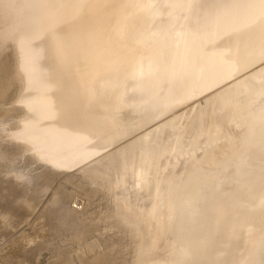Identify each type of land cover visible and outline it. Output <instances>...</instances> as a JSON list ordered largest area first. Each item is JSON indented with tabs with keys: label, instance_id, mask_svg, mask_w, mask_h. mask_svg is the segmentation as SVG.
Segmentation results:
<instances>
[{
	"label": "rangeland",
	"instance_id": "rangeland-1",
	"mask_svg": "<svg viewBox=\"0 0 264 264\" xmlns=\"http://www.w3.org/2000/svg\"><path fill=\"white\" fill-rule=\"evenodd\" d=\"M16 1L17 3H15ZM35 1L30 2V0H8L5 2L4 8L0 7V70L2 67H5L4 69L2 68V71L4 72L5 70L6 72V74L5 72L3 73L6 75H4V79L2 80L3 82H1L0 77V86L4 85V87L6 88L5 93L1 94L0 96V264H154L155 262L158 263V261L159 264H164L163 262H167V260H162V258L164 257L162 255V258L159 256V254L163 253L158 252V250L160 251V249L161 251H165V249L167 250L169 255L167 256L170 257V260L168 259V261H171V258L173 259L171 261L172 263L168 262L167 264H175L184 260V253L192 251L189 250V248H193V250L195 249L196 251L197 249H199L195 256L186 254L188 256L187 258H190L191 256L190 259L185 258L187 259V261L192 260L193 256L195 257L194 261H189V264H254L255 261L252 258L262 247L261 241L263 240L262 236H264V222H262L264 219V204H262L264 202V196L262 197V195H264V147L262 146H264V144H261L264 143V141L257 143V141L262 140V138L259 139L260 137L264 138V130H262L261 132L262 135L258 133L261 131V129L264 128L260 127L261 121H263L264 119H261V121L258 122L259 124H257V126L259 127H256V124L252 125V122L256 119L260 120L258 119L259 114L256 113V116L258 117L254 115L256 108H264V105L261 106V104H259L264 103V59L261 61L263 63H255L252 66L232 73L230 76H227L228 74H222V76H220V81H218L216 85L207 89H195L194 91H192V95L187 100L183 101V103H180V101L184 99V94L186 91L187 72L189 71V69L195 66L201 67L203 65L205 55L203 53L202 47L210 37L213 18L215 16V13L221 10L222 6H225V4H227L225 2H228V0H189L190 3L188 2V10L190 11V13L186 18H183V7L185 6L184 1L186 0H175L177 2L179 1L176 6L175 4L170 6V4L167 5L166 3L160 5L159 16L161 18L175 15V17L178 19L176 29H170L165 35L166 39L168 38L170 41L166 46L168 49L174 44L176 31L183 36V41H191L190 43H192L193 41H197V47L194 48L195 52L190 48L187 64L188 71L183 76L181 86L177 90V93L172 99H162L159 96L160 92H154L152 95L154 96L155 102H153L149 106L148 113H145L140 117H143L142 121H144L150 114L151 117L148 118V120L150 119V122H144V125L142 126L138 123V121H135L134 123L131 122L138 119L140 121V115L137 116L136 114V109L138 107V98L135 93H133L129 89L131 80H126V91L123 95L120 105V113L123 117H119V120L116 121L114 128L105 136H102L103 139H101L102 137L100 136L99 139L101 140L96 139V141L93 140L92 142L89 141L88 143L84 144L80 143L72 148H67L62 144L55 143L48 135V132L46 131L44 125V121L42 122V120H40L42 123L38 121V116L42 114L41 112L39 113V111H43V109H41L43 106V101H41L39 98L40 93H37L36 95L33 94H35L37 90L41 89V81H38L41 78L39 75L40 73H38V75H30H32V73L34 72V69H37V67L35 66H38V63H40V65L42 64V58L37 55L38 53L34 55H37L39 59L33 58L35 57L33 54V56H30V58L32 57V59L30 60L33 62L31 64L35 65H32L35 67L34 69L32 68V70L30 69L31 66L29 67V69L26 66V63L30 64V62H27L29 60V57H26V55L22 56V54L25 52L24 47L28 44V41L30 39H33L32 37H34L31 35L36 34H32V30L33 28L35 29V31L37 30L36 27H38V24L36 22L40 20L33 18L34 16L37 17L34 12H32L34 16H28L27 12H25L26 14L23 15H26L27 17L22 16L19 20H22L23 17L26 18L22 21H19L20 23L17 22V27H19L20 30H17L19 29L17 27L13 28L14 22H16L18 19L15 16L18 13V9L20 11L22 10V6L27 8L28 6H30V4L33 8H35L39 7V5L43 3V0H39L38 5V3H35ZM50 1L51 3L53 1L56 4L58 3V10L56 9V4L54 5V7H56L52 8L50 3V8H52L53 10L56 9V11H61L62 9L64 11L68 8L67 6H69V3H67L68 0ZM143 1L148 2L150 0ZM153 1L157 2V0ZM232 1L233 0H230L229 2ZM15 5L18 8H16ZM34 10H32V8L28 9L29 13H31L30 11ZM38 10L39 8L35 11H37L38 14H43V12H39ZM65 12L66 11H64L63 16ZM56 13L58 12H55V14L53 12L54 15H56ZM32 18L37 21H32ZM63 20L64 18L58 23H61ZM30 21L32 22L30 23ZM34 23L37 24L36 27ZM29 25H31L30 28ZM59 25L60 24H55L56 27H58ZM12 28L13 31H11ZM27 34H29V36H27ZM37 37L38 39L42 40L40 35H38ZM23 38H25V40L27 39L26 45H24V43L19 44L21 43L19 41H21ZM34 38L36 41H38L39 45L40 43L45 44L44 42H40V40H37L36 37ZM22 42H24V40H22ZM34 43H36V45L32 44L31 42L28 46H30L31 44L37 46V42ZM43 46H41L40 48H42ZM28 48L29 50H32L31 48H33V46L27 47L26 51H28ZM32 52L33 51H31V53ZM41 52H43V50H41ZM24 54L29 55V53ZM26 59L28 60L26 61ZM33 59H38V61L40 62L34 63ZM259 64L262 67H260ZM257 68L260 70H258ZM29 70H31L32 72L30 73V75L28 74ZM39 70H37L36 72H38ZM255 71H257L258 73ZM253 74H255L256 76H252ZM260 75L261 77L259 78ZM34 76L39 77V79L33 78ZM223 77L225 79H223ZM245 77L248 79H246ZM240 80L242 81L240 82ZM235 81L239 83H236ZM234 84H236L235 86L237 87H235ZM250 85L252 87L254 86L255 88H251L249 90L247 86L251 87ZM242 86H246V88H242ZM231 87L234 88L230 89ZM225 88L228 90L227 93H225ZM234 89L236 92L232 91ZM242 89L244 90V92L242 91ZM237 90H241V93ZM246 90L249 91V99L248 93L246 94ZM216 91H218L216 94L218 98L217 100L216 98H213V94H215ZM250 91H253L255 93ZM242 93H244L246 97H244V94ZM220 94H222L221 96L224 97H230L229 99L231 100H229L228 98L227 100H225L227 101V107L230 105L229 107L233 106L232 108L237 109L234 110L231 108L229 110V107L225 108L226 105L222 106L220 104V101L221 103H223L224 101L222 100L226 98H219ZM231 94L235 96L231 97ZM37 97L39 100H37ZM236 99L238 100L235 101ZM244 99H246L247 101ZM240 100L242 102H240ZM228 102L233 103L229 104ZM168 103H175L177 104V107L174 106L175 104L169 107L168 105L170 104ZM212 103L216 107H214ZM245 103H247L248 107H246ZM218 104H220V106L222 107L217 106ZM242 104L244 106H241ZM36 105H38L40 109L37 108L38 106L36 107ZM129 106L130 108L134 106L131 108V111L129 110L130 112L127 111L128 109H130L128 108ZM124 107H126L127 109ZM172 107L176 108L170 109ZM216 108H221L223 110L224 117L220 118L223 115L221 114L222 110L220 109V115L218 114V111L216 112ZM238 109H240L239 112ZM125 110L126 112H129L127 114L129 116L124 114ZM231 110H233V113H236V115L234 114V119L232 117L234 115L231 113ZM162 111H164V114H162ZM206 111L207 113L205 115L204 113ZM153 112H156L157 116L160 117L156 118L157 116H155V113ZM225 112H229V114L226 113V115H228L229 117L225 116ZM262 112H260V115L262 114ZM152 113L154 116H152ZM245 115H248V117ZM201 116H203V119H201ZM205 116H207L209 120ZM252 116L254 117V119ZM152 117H155L156 119L154 118L153 120H151ZM225 117L230 118V121L229 119L227 120V118L223 119ZM261 117L263 118L264 115H261ZM123 118H126V120ZM198 118H200L201 121ZM40 119L42 118L40 117ZM221 119L227 121L223 122ZM123 120H125L127 124L123 122ZM250 120H252L251 124ZM142 121H140V123ZM203 122H206L207 124ZM118 123L120 124L118 125ZM224 123H231L227 126L232 125L233 123L232 132L235 135H233V133L229 134L227 132V129L231 128V126L227 127L226 129L224 128ZM200 124H203L202 127L200 126ZM204 124L207 125L205 128L203 127L205 126ZM192 125L198 127V129H195H197L199 133H193L194 126ZM261 126H264V122ZM117 127L118 129H116ZM214 127H218V129L216 130L214 129ZM201 128L208 130L203 132V129L201 130ZM237 128L238 132H235ZM256 128H259L260 130L258 131V129ZM223 129L224 131H226V133L224 131H221ZM250 129H252V131H250ZM254 129H256L257 131ZM209 131L210 133H208ZM216 131L217 133L214 134V132ZM246 131H248V134H246ZM212 132L213 135L211 134ZM223 133L227 134L228 136H226L225 134L222 135ZM198 134L200 136L205 134V138H200V141L206 139V137L207 139L205 141H202V144L199 143L200 141H195L196 143L193 141L192 146L194 144L197 146H190V144L192 143H190V141L192 140H190L189 138L195 137V139L193 140H198L199 138H196L198 137ZM209 134L212 136V138H210L211 136H208ZM216 134L218 137L220 136V139H217ZM251 135H253L254 139L251 138ZM139 136L140 138H138ZM232 136L233 138H231ZM221 137L224 138L222 139ZM213 138H215L216 140L211 141V139ZM246 138H248V140H245ZM143 139L145 140L143 141ZM167 139H169V141L173 140L172 142L176 140V144L171 143V145L175 144V147L170 146L171 148H168V145L170 144L169 142L166 143V141H168ZM221 139L224 140L225 143L227 139L230 140H227V142H229L227 143L229 147L226 146V144ZM243 139L246 142L248 141L249 144H247V146L252 143L251 147H254L253 145L256 144V148L254 147V149L256 151L260 150L259 152H257V154L261 153L259 155L263 159H260V156H257L256 152H253V150L249 152L248 148L250 149V146L246 147L247 149H243V147H241V142L244 141ZM132 141L136 143H133ZM177 141L180 142L178 143ZM217 141L219 142L216 144L220 145L216 148L217 150L224 149L222 152H219L215 148H212L215 147L214 145L216 144L214 143ZM231 141L233 143H231ZM125 144L127 146L126 148L124 147ZM127 144H129L130 146H128ZM134 144L135 148H133L134 146H132ZM154 144H157L158 146ZM160 144H163L164 146H160ZM259 144L261 145L259 146ZM152 146L157 147L158 149L155 148L153 150ZM179 146H181L180 149H178ZM223 146H225V148ZM149 148L150 150H148ZM226 149H228V151L230 149L232 150L230 151L229 155L228 153L224 152ZM217 152L220 153V156ZM119 153L121 154L119 155ZM124 153H127L128 155H125ZM195 153L197 154L195 155ZM207 154H209V159L207 158ZM117 155L119 158L117 157ZM216 155L219 158H217ZM114 156L115 159L117 157L118 160H123L125 162L121 161L122 163H120L118 160L114 161ZM126 156L129 157L126 158ZM214 158L216 160H214ZM191 159H194V161L192 162ZM257 160L263 161L261 163L262 165L260 164V161ZM214 161L215 163L218 162V166H215L217 164L211 165L212 163H214ZM220 161H222V164L220 163ZM113 162H117V164L120 165L116 164L115 166V163ZM257 165H259V167H257ZM118 166L119 168L117 169ZM120 166H124L125 168H122ZM209 166L220 168L219 170H221L223 167L224 170H221L220 172L217 169V172L215 171V169L213 170ZM210 169L217 173L214 172V174H212V171H210ZM219 172L222 174L221 176L219 175ZM251 174L252 176H258L259 178H254L251 176ZM68 175H70L72 178ZM215 175L216 177L214 178L213 176ZM218 176H220L219 179H221L222 181L218 179ZM223 176L225 179L222 178ZM196 177L199 179L195 180ZM61 178L63 182L61 181ZM211 178L212 180H210ZM216 178L222 183L217 182ZM226 179L228 180L226 181ZM194 180L199 181L198 185L193 186L194 183L196 184ZM207 182H209V184ZM215 182L218 183L215 184L216 186L214 184H211L210 186V183ZM193 187H197L196 190H194ZM211 187V190L219 188L218 190H215L217 191L215 193H217L216 195L218 196L210 193ZM190 191L192 195L190 194ZM194 192L199 193V195L196 194L198 199L195 197L197 200L194 198H192V200H189L192 196H195ZM206 194L211 195L209 197L206 196ZM202 196L204 199L202 198ZM238 198H240L241 202L240 200H238ZM252 198L258 199V201H254V203H252ZM188 200L189 202H192H186ZM208 200L211 201V203L208 202ZM201 201H204V203ZM193 202L196 204H194L195 206H192L193 208L190 209L192 211L189 212L190 210L185 209L186 207L184 206H187V203H189L188 205H192ZM200 202L205 205L200 204ZM235 202H240L239 204L241 205H237V203ZM220 203L225 205L232 204L233 209L231 211H233L234 214L231 212V216L227 217L219 226L217 225V227H213V217L215 214L213 208L215 207L214 209L216 210V205H219ZM247 203L248 205L246 206L245 204ZM257 204H259L260 206H255ZM47 205H49V207ZM179 205H182V207ZM235 205L237 206V208L235 207ZM243 205L245 208L243 207ZM249 205L254 206V208L250 207ZM179 207L185 209H181L182 211L184 210L189 212H183L186 213L187 216L188 214L194 216L193 218L191 217L192 221H197L201 228H198V225L195 226V221H193V223H188L191 220L189 221L184 219L187 218L185 214H183L185 215V217L181 218L182 216H179L177 214V212L181 211ZM201 207L206 209H202V213L200 209ZM175 208L178 209L176 210ZM194 208H198L197 210H195L196 212L193 210ZM234 209H238V212L234 211ZM252 210L257 213L259 211V213L261 214L258 213L256 215ZM40 211H42L44 214ZM162 212L165 215H162ZM193 212H195L196 215H193ZM197 212H199V215L197 214ZM240 214L243 217L239 216ZM41 215L42 217L40 218ZM254 215L257 216V219L256 217H253ZM248 216H250V218L252 219H248ZM195 217L200 219V221L194 219ZM182 219L184 220V223H187H185L187 228L190 227L188 226L189 224L191 225V229L188 228L191 231H193V229L197 227V235L200 239H198L195 235H191L196 234L194 233L196 231L190 233V231H187L188 229H186L185 232L188 234H185V232H182L181 228H175L179 226L180 223L182 229L185 228V225H182ZM246 219L250 221L247 222ZM232 220L233 222H236V224L233 222H229ZM243 220L245 222H243ZM258 220L261 222H258ZM254 221L257 222L256 225L254 224ZM158 222H165V226L169 228L167 229L168 232L165 231L164 235H160L158 232V226L164 223ZM242 223L246 224V226H238V224ZM248 223L251 224L250 227H248ZM92 225L94 226V228H92ZM192 226H194L193 229ZM243 226L245 227L243 228ZM170 227L173 229H171ZM230 227L231 229L236 230V233H233V230H231ZM86 228L89 230L92 229L90 230V233L89 230H86ZM214 228H216L217 230H214ZM174 229L176 232H170ZM200 229H202V231ZM249 230H251V233H248ZM255 230L259 231L258 234ZM179 231L187 235L186 239H182L183 234L180 237ZM166 232L169 234H166ZM214 232L217 233L214 234ZM171 233H173L174 236H171V238H169V241H167L166 238H168ZM242 233H244L243 236ZM177 234H179V238L176 237ZM189 234L190 236L188 237ZM245 234L247 236H245ZM25 235L28 237H23ZM213 235L215 236L213 237ZM235 235H238V237H240L241 235L242 238H238ZM191 236H195V238L197 239H194V241L190 240ZM222 236H227L231 241H229L227 237H225L227 239L226 242V239ZM234 236L236 238L232 240L231 237L234 238ZM160 237H164L165 242L167 243L170 242V239L174 241L178 239L180 243H183L184 241L182 240H185L183 244L187 243L188 241V243H192L190 245L199 246L200 243V247H187L189 245L188 244L183 248L181 244V247H177L178 249H175L176 247H172L173 244L169 243L168 245L171 246H169L170 248L168 250V247L166 248L164 246L165 243L163 242H160L162 244V247H159L158 244L160 243H158V238ZM162 240L163 238H160V241ZM196 240L200 241L198 242ZM237 240L238 242L235 243V241ZM175 243H177V246L180 245V243L178 242ZM230 243L235 244L230 245ZM223 244H225V247L223 246ZM156 246H158L159 249ZM180 248L186 250L183 252L180 250ZM223 248H225L224 251L227 252L221 251L223 250ZM174 249L178 250V252L180 253H183L178 254V252H176ZM155 252L159 253L157 254L159 256V258L157 259L159 260L157 261L155 258ZM173 253L174 255H180L183 259L178 258V256L173 257ZM191 253H195V251H192ZM224 254L227 257L229 256V259L225 257ZM176 258H178L179 260ZM225 258H227L229 261H227ZM175 259L178 261L175 262ZM187 261L183 262V264ZM209 261H211V263H209ZM218 261L223 262L218 263ZM181 263L182 262H180L179 264Z\"/></svg>",
	"mask_w": 264,
	"mask_h": 264
},
{
	"label": "bare ground",
	"instance_id": "bare-ground-1",
	"mask_svg": "<svg viewBox=\"0 0 264 264\" xmlns=\"http://www.w3.org/2000/svg\"><path fill=\"white\" fill-rule=\"evenodd\" d=\"M6 1H8V0H5V1H2V0H0V7H2V8H4V6H5V2ZM35 0H30V2H34ZM39 1V0H38ZM38 1H35V3H38ZM42 1V0H41ZM53 1V0H52ZM69 1L70 0H68V2L67 3H69ZM167 1V5L168 4H170V6L171 5H174L175 4V6L178 4V2L177 1H175V0H157V2L156 1H153V0H150V1H148V2H146V1H144L145 3H147L148 5V8H153V6H155V4H159V5H157V6H160L161 4H164L165 2ZM186 1H188L189 3H190V1L189 0H186ZM186 1H184V3H185V6L183 7V10H186V9H189V5H188V2L186 3ZM220 1V0H219ZM222 1V0H221ZM224 1H226V0H224ZM230 0H228V2H225V3H232V4H234L235 6L234 7H231L229 10H227L226 12H225V14H224V16L221 18V19H219V20H214V22H213V24H212V30H211V32H213V33H215L216 31H219V34L217 35V36H215L214 37V39L212 40V42H211V44H209V49L208 48H205V50L206 49H208V51H210V52H213V53H215L216 51H219V50H223V51H227V50H230V49H232L231 47H235L236 48V54H237V58L236 59H233V61H229L230 60V58L229 57H225V58H223L221 61H220V64H224L225 66H226V68H225V71H235V69H237L238 67H242V68H245V67H247L248 65H250V63L252 62V61H259V60H261V59H263L264 58V0H235V1H233V2H229ZM10 2V1H9ZM29 2V3H30ZM57 2V1H56ZM15 3H17V1L15 2ZM21 3H22V1H21ZM21 3H19V4H21ZM50 3H51V1L50 0H43V3L42 4H40L39 5V3H38V5H39V7H35V8H33L32 6H31V4H30V6H28L27 8L28 9H30V8H32V10H36V9H40V10H38L39 12H43V14H41V13H39L38 14V12L37 11H30L31 13H29V11H28V9L26 8V7H24V6H22V10H20L19 11V9H18V13L17 12H15V13H17V15H15L18 19H17V21L16 22H14V24H13V28H16L17 27V25H18V23L17 22H19V21H22L23 19H25L27 16L26 15H23V14H26L25 12H27V14H28V16L29 15H33V13L32 12H34L35 13V15H37V17L36 16H34L33 18L34 19H42V23L40 22V26L37 28L36 27V25L38 24V22H36L37 24H35V27H36V31H35V29L33 28V32H32V34H34V33H36V34H34V35H31V36H34V37H36L37 38V40H40V39H38V35L39 34H41L44 30H51V28H53V27H55V28H57L56 26H55V24L57 25V24H61V23H58V22H60V20H62L63 19V13H64V11H66L67 12V9L66 10H64L63 11V9L61 10V11H56V9L58 10L59 8H58V3L56 4V3H54V1L51 3V6H52V8L54 7V5L56 4V6H57V8L56 9H52V8H50ZM33 5V4H32ZM35 5V4H34ZM226 5L227 4H225V6H222V9L221 10H219V11H217V13H215V15H218V13H220V11H222L225 7H226ZM20 6V5H19ZM55 6V7H56ZM15 7H16V5H15ZM41 7L43 8V9H41ZM54 7V8H55ZM64 7H66V6H64ZM68 7V6H67ZM13 8V7H12ZM16 8H18V7H16ZM16 8H14V9H16ZM20 8V7H19ZM53 10V12H54V14H55V12H58V13H56V15H54L53 14V12H52V10ZM158 9H159V7H158ZM24 10V11H23ZM44 10V11H43ZM2 11V10H1ZM60 12V13H59ZM5 13V12H4ZM1 14V13H0ZM58 14V15H57ZM6 15V14H5ZM40 15H41V17H40ZM22 16H26V17H23V19L22 20H19V19H21L20 17H22ZM57 16V17H56ZM171 16H173V17H175V15H171ZM170 16V17H171ZM127 17H128V9H127V4H126V2H125V0H108L105 4H103L100 8H99V10H97L93 15H92V17H91V21L87 24V26L85 27V25L83 26V30H81L80 31V35H79V38H78V40H76V41H70V42H68V46H70V48H69V51H70V54H72V55H75V54H77V55H79L81 58H83V60H84V58H86L89 62H91V69L90 68H88L86 71H81V70H78L76 73H79V74H81V76L82 77H77V79H75V78H73L72 76L70 77V78H68V77H66V79H68L69 81H71V86L73 87V89L75 88V87H77L78 88V90L81 92V93H84L85 92V94L86 95H79V99H80V101L81 102H83V100H85V99H87V101H89L91 98L93 99V102H99L101 105H105V104H109V103H111V105L115 102V99H116V97L117 96H119V95H121V88H120V83H122L123 84V87H124V85H125V81H126V79L127 78H133L134 79V77L136 78L134 81L137 83V82H144V83H147V84H150V83H155V84H159V81H163V82H165L166 84H168V83H174V81H176L177 79H178V76L180 75H182V73L185 71L184 70V68H183V70L181 71V73L179 72V69H181V60H182V58H181V56L180 55H178V56H176V55H174L173 56V58L170 56V57H166V55L164 54V53H162V55H161V59H160V57L157 59H155L154 58V56L156 55L155 53L153 54V52H150V54H149V52H147L148 51V49H149V46L148 45H144V44H148V43H145V42H143V41H138L136 38H134L133 36H132V32H133V30H132V28L129 26H125V23H127V21H125L126 19H127ZM2 18V17H1ZM6 18V17H5ZM4 18V19H5ZM32 18V21H37V20H34ZM148 19H147V22L149 23V22H151V21H153V18L154 17H152L151 15H149V17H147ZM183 18H186V16H185V14L183 15ZM217 19V18H216ZM13 20H14V17H13ZM32 21H30V23L32 22ZM239 21V28H237L236 27V24H237V22ZM252 22L253 21V24H254V28H253V30L249 33V32H247L248 30H247V27H246V23L248 22ZM3 22V21H2ZM29 22V21H28ZM210 22V21H209ZM17 23V24H16ZM20 23V22H19ZM29 23V24H30ZM177 23H178V19L175 17V19L172 21V26H171V30L172 29H176V26H177ZM1 25H4V24H1ZM19 25H21V24H19ZM82 25V24H81ZM30 26L31 25H29V28H30ZM38 26V25H37ZM0 28H1V26H0ZM6 28V27H5ZM13 28H12V30L11 31H13ZM17 28H19V27H17ZM17 30H20V28L19 29H17ZM29 31V30H28ZM35 31V32H34ZM160 32V31H159ZM134 35V34H133ZM148 35H149V37H151L152 35L148 32ZM161 35L164 37V35H163V33H161ZM21 36H23V35H21ZM27 36H29V34H27ZM41 36V38H42V40H40V42H44L43 40H44V38H43V36L42 35H40ZM34 37H32L33 39H30L29 41H28V44L26 45V41H27V39L25 40V38H23L22 40H24V42H22V40L21 41H19V42H21V43H19V44H23L24 43V45H26L25 47H24V49H25V52L24 53H29V55H27V54H22V56H24V55H26V57L28 56L29 57V60L28 59H26V61L27 62H30V64L28 63H26V66H27V68L29 69V67H30V69H34L35 67H37V69H32L34 72L32 73L31 72V70H29V75H30V73H32V75H30V76H33V75H38V73H41V66H42V64L40 65V63H38V66H35L34 64H31V63H33L30 59H32V57L30 58V56H33L34 54H37V55H39V57L40 58H43V52H41V50H43V48H45V44H43V43H40V45L41 46H43L42 48H40L41 46L38 44V41H36L35 40V38ZM20 39H21V37H20ZM182 39H183V36L181 35V34H179V32H175V41H174V52H176L177 50L179 51V50H182V49H184V45H181L182 44ZM214 40H216V42H213ZM37 42V46H35L36 45V43H34V42ZM32 42V44H35V45H30V46H28L30 43ZM190 42L191 41H184V43H186V45H187V43H188V45L190 44ZM197 41H193L191 44L192 45H194V47L196 48L197 47V43H196ZM10 43V42H9ZM45 43V42H44ZM183 43V44H184ZM209 43H210V41H209ZM8 44V43H7ZM6 44V45H7ZM43 44V45H42ZM23 45V46H24ZM39 45V46H38ZM136 46L137 47V49H136V52H135V57H136V59L138 60L139 59V61L138 62H136V63H134L132 66H131V68H124V67H118L117 66V63H116V65L115 64H113V63H110L111 61H112V59H115V58H113V57H111V56H116V55H122V54H125L127 51H128V49L130 48V46ZM187 45V46H188ZM31 46H33V48H31L32 50H29V48H28V51H26L27 50V47H31ZM208 46V45H207ZM5 47V46H4ZM8 47V46H7ZM22 47V46H21ZM35 47H36V49H35ZM76 47H80L79 49H76L75 50V48ZM41 49V50H39V49ZM75 50V51H74ZM168 50H170V49H168L167 47H165L164 46V51H162V52H165V51H167L168 52ZM31 51H33L32 53H31ZM4 52V51H3ZM147 52V53H146ZM160 52H161V49H159V55H160ZM229 52V51H228ZM13 53V52H12ZM33 54V55H32ZM36 55V56H37ZM40 55H42V56H40ZM35 56V55H34ZM33 57V58H38V56L37 57ZM177 57H178V59H177ZM236 57V56H235ZM229 58V60L227 61V59ZM5 59V58H4ZM39 59V58H38ZM38 59H33V61H34V63H37V62H40V61H38ZM142 59H144V61H141ZM2 60V59H1ZM35 60H37V61H35ZM135 60V59H134ZM155 60L157 61L156 63H155ZM161 60L162 61H167V63H166V65H168V66H166V67H163L162 69H161V65L160 64H162L161 63ZM24 61H25V59H24ZM75 61V60H74ZM128 62H129V60H127ZM261 61H259V63H260ZM264 62V61H263ZM263 62H261V63H263ZM15 63V62H14ZM41 63H42V59H41ZM226 63V64H225ZM260 63V64H261ZM1 64V63H0ZM3 64H5V63H3ZM2 64V65H3ZM73 66H75V64L77 65V62L75 61V63H71ZM124 65H128V64H125V63H123ZM213 64H214V62H213ZM217 64V63H216ZM259 64V66L260 67H262L261 65ZM32 65H34V66H32ZM81 65V64H80ZM256 65H258V64H256ZM40 66V67H39ZM216 66V65H215ZM224 66V67H225ZM252 66V65H251ZM255 66V65H254ZM253 66V67H254ZM39 67V68H38ZM79 67H81V66H79ZM237 67V68H236ZM259 67V68H260ZM3 68V67H2ZM2 68H1V70H0V77H1V82H3L2 80L4 79V75L6 74V72H5V70H4V72H5V74H3L4 72L2 71ZM5 68V67H4ZM3 68V69H4ZM221 67L219 66V67H217L216 68V71L218 70V72H217V76H219L221 73H219L220 71L219 70H221L220 69ZM40 69V70H39ZM122 69H124V70H126L127 72H122L121 70ZM258 69V68H257ZM263 69V68H262ZM262 69H261V71H262ZM37 70H39L38 72H36ZM258 70H260V69H258ZM193 71V69L190 71V73ZM238 72V71H237ZM251 72V71H250ZM255 72H257V71H255ZM124 73H128V74H125V75H123ZM224 73V72H223ZM222 73V74H223ZM258 73V72H257ZM260 73V72H259ZM262 74V73H261ZM264 74V73H263ZM40 75V74H39ZM123 75V76H122ZM231 75V74H230ZM229 74L227 75V76H230ZM6 76V75H5ZM249 76V75H248ZM252 76H256L255 74H253ZM48 77V76H47ZM49 77H51V75L49 74ZM261 77V75L259 76V78ZM32 78V77H31ZM33 78H38L39 79V77H33ZM246 78V77H245ZM37 79V80H38ZM48 79V78H47ZM46 79V80H47ZM62 80H64V78H61ZM223 79H225L224 77H223ZM242 79V78H241ZM246 79H248V78H246ZM255 79V78H254ZM251 80V79H250ZM262 80V79H261ZM38 81H41L42 82V80L40 79V80H38ZM48 81V80H47ZM46 81V82H47ZM242 80H240V82H241ZM246 81H249V80H246ZM246 81H244V82H246ZM255 81V80H254ZM74 82V83H73ZM236 83H239V82H237V81H235ZM258 82H260V81H258ZM257 82V83H258ZM243 83V82H242ZM41 84V83H40ZM131 84H133V82H131ZM130 84V85H131ZM251 84V83H250ZM253 84V83H252ZM80 85H82V87L80 86ZM216 85V84H215ZM233 85V84H232ZM236 84H234V86H235ZM261 85V84H260ZM214 86V85H213ZM212 86V87H213ZM230 86V85H229ZM251 86V85H250ZM235 87H237V86H235ZM8 88V87H7ZM226 88H227V86H226ZM225 88V89H226ZM232 88H234V87H231L230 89H232ZM240 88V87H239ZM242 88H246V86L245 87H243L242 86ZM247 88H249V90L252 88H255L254 86L252 87H248L247 86ZM258 88V87H257ZM5 87H4V85L3 86H0V96H1V94H3V93H5ZM120 89V90H119ZM223 89H224V87H223ZM229 89V88H228ZM236 89V88H235ZM235 89L234 90H232V91H235ZM199 90H201V89H199ZM37 91H40V90H37ZM35 92V94H33V95H36L37 93H40V92ZM231 91V92H232ZM237 91H239V90H237ZM241 91V90H240ZM239 91V92H240ZM242 91L244 92V90L242 89ZM8 92V91H7ZM6 92V93H7ZM53 94L54 95H57V90H54V88H53ZM186 92H187V89H186ZM198 92H200V91H198ZM217 92L218 91H216V93L215 94H213V98L215 99L216 98V100L218 99L217 98ZM222 92H223V90H222ZM228 92V90L226 89V91H225V93H227ZM236 92V91H235ZM249 91H247L246 90V94L248 93ZM250 92H253V91H250ZM238 93V92H237ZM241 93V92H240ZM253 93H255V92H253ZM32 94V93H31ZM197 94V93H196ZM195 94V95H196ZM242 94H244V93H242ZM222 94H220V96H219V98H221L222 99V97H224V96H221ZM230 95V94H229ZM232 96L231 97H233V96H235V95H233V94H231ZM237 95H239V94H237ZM3 96V95H2ZM38 96V95H37ZM212 96V95H211ZM210 97V96H209ZM240 97H242V96H240ZM244 97H246V95L244 94ZM249 97H250V95H249V93H248V99H249ZM261 97V96H260ZM264 97V96H263ZM6 98V97H5ZM36 98V97H35ZM39 98H40V96H39ZM213 98H211V99H213ZM224 98H226V99H223L222 101H224L223 103H221V101H220V104L223 106H225V108H228L230 105L229 104H232V103H229L228 105V107H227V101H225V100H227V98L229 99L230 97L228 96V97H224ZM167 99H172V97L171 98H167ZM221 99H219V100H221ZM241 99H243V98H241ZM37 100H39L38 99V97H37ZM41 100V99H40ZM185 100H187V99H183L182 101H180V103H183V101H185ZM229 100H231V99H229ZM233 100V99H232ZM238 99H236L235 101H237ZM244 100H246V99H244ZM251 100V99H250ZM259 100H261V99H259ZM42 101V100H41ZM214 101V100H213ZM213 101H211V102H213ZM234 101V100H233ZM247 101V100H246ZM264 101V100H263ZM262 101V102H263ZM155 102V101H154ZM209 102H210V100H209ZM216 102V101H215ZM240 102H242L241 100H240ZM249 102V101H248ZM160 103V102H159ZM158 104V103H157ZM168 104H170V103H168ZM175 103H173V104H170V105H168L169 107H171V106H173ZM213 104V103H212ZM217 104V103H216ZM220 104H218L217 106H220ZM246 104V107H248V105H247V103H245ZM259 104H261V106H263L264 105V103L262 104V103H259ZM38 105H39V103H38ZM38 105H36V107L38 106ZM41 105V104H40ZM43 105V106H42ZM42 108L41 109H43L44 108V104H43V102H42ZM97 106H99L98 104H96ZM177 104H175L174 106H176ZM181 105V104H180ZM214 105V104H213ZM236 105H238V104H236ZM258 105V104H257ZM124 106V105H123ZM154 106V105H153ZM179 106V105H178ZM222 106H220V107H222ZM241 106H244L243 104L241 105ZM253 106V105H252ZM132 107H134V106H132ZM131 107V108H132ZM169 107H167V108H169ZM177 107V106H176ZM176 107H172V108H170V109H173V108H176ZM214 107H216L215 105H214ZM233 107V106H232ZM232 107H229V110L232 108ZM235 107H238V106H235ZM37 108H39L40 109V107L38 106ZM124 108H126V107H124ZM128 108H130V106L128 107ZM131 108L130 109H128L127 111H131ZM158 108V107H157ZM224 108V107H223ZM15 109V108H14ZM38 109V110H39ZM127 109V108H126ZM215 109V108H214ZM213 109V110H214ZM217 110H216V112L218 111V114H220L219 112H221L220 111V109H218V108H216ZM232 109H234V108H232ZM237 108H235L234 110H236ZM242 109H244V108H242ZM264 108H256V111L254 112V115L256 116L257 114H259L258 116H259V118L258 119H260V120H253L254 119V115L252 116L253 117V124L252 125H254V124H256L255 126L256 127H259V126H257V124H259L258 122H260L261 121V119H264V117L262 118L261 117V115H264L263 113H264V110H263ZM10 110V109H9ZM145 111L147 110L146 108L144 109ZM169 110V109H168ZM222 110V109H221ZM227 110V109H226ZM228 110V111H229ZM239 110L240 109H238V112H239ZM258 110H259V113H258ZM8 111V110H7ZM129 111V112H130ZM165 111V110H164ZM164 111H162L163 113L162 114H164ZM233 110H231V113L234 115H236V113H233L232 112ZM263 111V112H262ZM42 113V111H39V113ZM129 112H126V110H125V115H127ZM160 112H161V110H160ZM166 112H168V111H166ZM165 112V113H166ZM204 112V111H203ZM240 112H242V111H240ZM260 112H262V114L260 115ZM97 113H99V112H97ZM147 113H148V111H147ZM150 113H151V110H150ZM153 113H155V116H157V113L156 112H153ZM153 113H152V116H154L153 115ZM206 113H207V111L204 113L205 115H206ZM211 113V112H210ZM226 113H228L229 114V112H225V116H228V115H226ZM257 113V114H256ZM3 114V113H2ZM121 114V113H120ZM162 114H160V115H162ZM199 114H202V113H199ZM217 114V115H218ZM221 114H223L220 118H222V117H224V113H223V110H222V112H221ZM220 114V115H221ZM12 115V114H11ZM16 115V114H15ZM124 115V116H125ZM219 115V116H220ZM231 115V114H230ZM235 115L234 116H232L233 117V119H234V117H235ZM127 116H129V115H127ZM149 116V117H148ZM147 117H146V119L144 120V121H142L143 120V117L142 118H140L141 116H139V118H140V121H142L141 123H140V121H139V119L138 120H134V121H131V122H137L138 121V123L139 124H141L142 126L144 125V122H148L149 120H148V118H150L151 116H150V114L148 115ZM207 116H208V114H207ZM207 116H205L206 118H208ZM209 116H210V114H209ZM237 116H238V113H237ZM245 116H247L248 117V115H245ZM258 116H256V117H258ZM13 117V116H12ZM40 117L42 118V119H40ZM119 117H123L122 116V114H121V116H119ZM132 117V116H131ZM158 117H160V116H157L156 118H158ZM197 117H199V116H197ZM203 116H201V119H203L202 118ZM204 117V118H205ZM229 117V116H228ZM228 117H225V118H223V119H226L227 118V120L229 119V121H230V118H228ZM155 117H152L151 118V120H153ZM155 118V119H156ZM123 119H125L126 120V118H123ZM129 119V118H128ZM199 120H200V118H198ZM232 119V118H231ZM40 120H42V122H43V117H42V114H40L39 116H38V121L39 122H41ZM119 120V119H118ZM117 120V121H118ZM125 120H123V122H125ZM198 120V121H199ZM208 120H209V118H208ZM222 120V119H221ZM227 120H222L223 122L224 121H227ZM237 120H239V119H237ZM252 120H250V124H251V121ZM197 121V122H198ZM201 121V120H200ZM207 121V120H206ZM41 122V123H42ZM129 122V121H128ZM150 122V121H149ZM197 122H195V123H197ZM249 122V121H248ZM264 122V120L263 121H261V125H262V123ZM126 123V122H125ZM202 123V122H201ZM203 123H205V124H207L206 122H203ZM120 123H118V125H119ZM127 124V123H126ZM130 124H132V123H130ZM138 124V125H139ZM145 124H150V123H145ZM204 124V125H205ZM225 124V123H224ZM228 124H231V123H228ZM228 124H225L224 126V128H226L227 129V127H229V126H231V128H228L227 129V132L230 134V133H233L232 131H233V128H232V125H233V123H232V125H229V126H227ZM249 124V125H250ZM135 125H136V123H135ZM202 125L203 124H200V126L202 127ZM260 125V127H264V126H261ZM192 126H194V125H192ZM207 125H205V126H203L204 128L206 127ZM213 126V125H212ZM218 126V125H217ZM242 126V125H241ZM198 127H199V123H198ZM198 127H196V126H194V131H193V133H196V132H198L197 131V129H198ZM248 127V126H247ZM252 127V126H251ZM156 128H157V126H156ZM195 128H197V129H195ZM204 128H201V130L203 131V132H205V131H207L206 129H204ZM244 128V127H243ZM116 129H118V127L116 128ZM155 129V128H154ZM214 129H218V127H214ZM213 129V130H214ZM225 129V130H226ZM253 129V128H252ZM252 129H250V131H252ZM256 129H258V131L260 130L259 128H256ZM256 129H254V130H256ZM153 130V129H152ZM238 130V128L235 130V132ZM262 130H264V128L263 129H261V131L260 132H258V133H260L261 134V132H262ZM199 131H200V128H199ZM220 131V130H219ZM222 132L224 131V129L223 130H221ZM257 131V130H256ZM117 132V131H116ZM225 133H226V131H224ZM238 132V131H237ZM199 133V132H198ZM208 133H210V131L208 132ZM208 133H206V134H208ZM215 133H217V131L216 132H214V134ZM225 133H223L222 135H224ZM255 133V132H254ZM253 133V134H254ZM263 133H264V131H263ZM212 135H213V132L211 133ZM218 134H219V132H218ZM238 134V133H237ZM246 134H248V131H246ZM257 134V133H256ZM255 134V135H256ZM226 136H228L227 134H225ZM233 135H235L234 133H233ZM262 135V134H261ZM260 135V136H261ZM194 136H196V135H194ZM200 135L198 134V137H196V138H199L198 140H193V139H195V137L194 138H189L190 140H192V141H190V146H192V144H193V141L195 142H197V141H200L201 139L200 138H205V134L204 135H202V136H204V137H202V136H200ZM207 136V135H206ZM208 136H211L210 134L208 135ZM216 136H217V134H216ZM252 137V139H254L253 138V135H251ZM100 137V136H99ZM99 137H97V139H99ZM102 137V136H101ZM220 137V136H219ZM218 136H217V139L219 138ZM138 138H140V136L138 137ZM210 138H212V136L210 137ZM222 138V137H221ZM224 138V137H223ZM222 138V139H223ZM231 138H233V136L231 137ZM235 138V137H234ZM244 138V137H243ZM262 138V140H259V141H257V140H254V141H257V143H260L261 141H264L263 139V137H260L259 139H261ZM101 139H103V137L101 138ZM101 139H99V140H101ZM206 139H207V137H206ZM206 139H203L202 141H205ZM220 139V138H219ZM221 139V140H222ZM236 139H238V138H236ZM145 139H143V141H144ZM168 141H166V143H168L169 142V144L170 145H168V148H171L172 146H174L175 147V142H176V140H174V142H172V141H169V139H167ZM213 140H216L215 138H213V139H211V141H213ZM228 140V139H227ZM227 140H226V143H225V141L224 140H222L225 144H226V146H228L227 145V143H229V142H227ZM244 140V139H243ZM245 140H248V138H246ZM242 141L241 142V147H243V149L245 148V149H247L246 147H248V146H252L251 144L250 145H248L247 146V144H249L248 143V141L246 142V141ZM93 140H91V142H92ZM95 141H96V139H95ZM202 141H200L199 143L200 144H202ZM220 141V140H219ZM219 141H217V142H215L214 144H216V143H218ZM228 141H230V140H228ZM236 141V140H235ZM234 141V142H235ZM133 143H136V142H134V141H132ZM178 142V141H177ZM180 142V141H179ZM178 142V143H179ZM195 142V143H196ZM253 142V141H252ZM171 143H175V144H172L171 145ZM231 143H233L232 141H231ZM198 144V143H197ZM261 144H264V143H261ZM261 144H259V146L261 145ZM128 146H130L129 144H127ZM154 145H157V144H154ZM163 144H160V146H162ZM199 145V144H198ZM216 145H218V144H216ZM216 145H214L215 147H212V148H215L216 150H217V148L216 147H219V145L218 146H216ZM231 145H233V144H231ZM255 145L256 144H254L253 146L255 147ZM132 146H134L133 148H135V144L134 145H132ZM132 146H131V148H132ZM158 146V145H157ZM164 146V145H163ZM171 146V147H170ZM183 146V145H182ZM194 146H197V145H193L192 147H194ZM235 146V145H234ZM124 147L126 148L127 146H126V144L124 145ZM180 147L181 146H179V148L178 147H176V148H178V149H180ZM188 147V146H187ZM186 147V148H187ZM221 147V146H220ZM224 148H225V146H223ZM229 147V146H228ZM254 147H251L250 149L248 148V150H249V152H251V150H253V152H256V154H257V152H259V151H256L255 149H254ZM262 147H264V146H262ZM130 148V149H131ZM155 148H157V147H154V146H152V149L154 150ZM183 148V147H182ZM181 148V149H182ZM185 148V147H184ZM189 148V147H188ZM256 148V147H255ZM123 149V148H122ZM158 149V148H157ZM160 149H162V148H160ZM165 149V148H164ZM127 150H129V149H127ZM148 150H150V148L148 149ZM166 150V149H165ZM209 150H211V149H209ZM224 149H219V150H217V151H219V152H222ZM255 150V151H254ZM147 151V150H146ZM145 151V152H146ZM212 151H214V150H212ZM228 149H226L224 152H226V153H228V155H229V153H230V151H232L231 149L228 151ZM261 151H262V148H261ZM121 152V151H120ZM130 152V151H129ZM207 152H209V151H207ZM219 152H217L218 153V155L220 156V153ZM263 152H264V150H263ZM123 153V152H122ZM211 153V152H210ZM214 153V152H213ZM121 153H119V155H120ZM125 155L127 154V153H124ZM197 153H195V155H196ZM201 154V153H200ZM200 154H198V155H200ZM259 154H261V153H259ZM259 154H257V156L259 155ZM123 155V154H122ZM128 155V154H127ZM197 155V156H198ZM203 155H205V154H203ZM208 155L209 154H207V158H208ZM222 156V155H221ZM256 156V155H255ZM260 156V155H259ZM117 157H118V155H117ZM117 157H116V159H115V156H114V161H116V160H118L117 159ZM121 157V156H120ZM129 156H126V158H128ZM203 157V156H202ZM205 157V156H204ZM211 157V156H210ZM216 157H217V155H216ZM215 157V158H216ZM224 157V156H223ZM222 157V158H223ZM119 158V157H118ZM124 158V157H123ZM206 158V157H205ZM204 158V159H205ZM214 158V160H216ZM217 158H219V157H217ZM262 157L260 156V159H261ZM263 158H264V155H263ZM262 158V159H263ZM111 159H113V158H111ZM196 159V158H195ZM203 159V158H202ZM209 159V158H208ZM224 159V158H223ZM258 159V158H257ZM192 160V162L194 161V159H191ZM218 160V159H217ZM219 160H221V159H219ZM111 161H113V160H111ZM120 163H122L121 161H123V160H118ZM128 161V160H127ZM257 161H260V160H257ZM264 161V160H263ZM263 161H260V164L263 162ZM123 162H125V161H123ZM224 162V161H223ZM113 163H115V162H113ZM218 163V162H217ZM217 163H215V161H214V163H212L211 165H215V164H217ZM220 163L222 164V161H220ZM225 163V162H224ZM116 164H117V162L115 163V166H116ZM193 164V163H192ZM259 164V165H260ZM117 165H120V164H117ZM122 165V164H121ZM259 165H257V167H259ZM262 165V164H261ZM215 166H218V164L217 165H215ZM215 166H209L210 168H212L213 170L215 169V171H217V169L219 170L220 168H216ZM120 167H124V166H120ZM119 168V166L117 167V169ZM125 168V167H124ZM121 169V168H120ZM252 169V168H251ZM262 169V168H261ZM204 170H207V169H204ZM221 170H224L223 169V167H222V169ZM221 170H219L220 172H221ZM253 170V169H252ZM210 171H212L211 169H210ZM215 171H212V174H214V172ZM228 171V170H227ZM256 171V170H255ZM261 171V170H260ZM218 172V171H217ZM217 172H215V173H217ZM219 172V173H220ZM252 172V171H251ZM210 173V172H209ZM218 173V174H219ZM224 173H226V172H224ZM43 174H44V172H43ZM253 174V173H252ZM252 174H251V176H252ZM51 175H53V174H51ZM61 175V174H60ZM210 175V174H209ZM220 176L222 175L221 173L219 174ZM226 175V174H225ZM228 175V174H227ZM255 175V174H254ZM41 176H43V175H41ZM68 176H70V175H68ZM67 176V177H68ZM199 176H201V175H199ZM198 176V177H199ZM220 176H218V179H219V177ZM246 176H248V175H246ZM263 176H264V174H263ZM61 177V176H60ZM71 177V176H70ZM69 177V178H70ZM214 178L216 177V175L215 176H213ZM228 177V176H227ZM237 177V176H236ZM252 177H254V178H257L256 176H252ZM48 178V177H47ZM72 178V177H71ZM203 178V177H202ZM222 178H224V176L222 177ZM259 178V177H258ZM44 179H46V178H44ZM197 179H199V178H197L196 177V179L195 180H197ZM217 179V178H216ZM218 179H217V182H221L222 180L221 179H219V180H221V181H218ZM225 179V178H224ZM223 179V180H224ZM245 179H246V177H245ZM253 179V178H252ZM260 179H262V178H260ZM68 180V179H67ZM72 180V179H71ZM194 180V181H195ZM203 180V179H202ZM210 180H212V178L210 179ZM228 179H226V181H227ZM249 180H251V179H249ZM256 180V179H255ZM59 181H60V179H59ZM61 181H62V178H61ZM243 181V180H242ZM247 181V180H246ZM63 182V181H62ZM65 182H67V181H65ZM69 182V181H68ZM196 182V184L194 183V185L193 186H196V185H198V183H199V181H195ZM210 182H213V181H210ZM248 182V181H247ZM252 182V181H251ZM259 182V181H258ZM45 183V182H44ZM208 184H209V182H207ZM222 183V182H221ZM223 183H224V181H223ZM228 183V182H227ZM246 183V182H245ZM253 183V182H252ZM77 184H79V183H77ZM206 184V183H205ZM211 184H218V183H210V186H211ZM248 184H250V183H248ZM243 185V184H242ZM244 185H246V184H244ZM216 186V185H215ZM257 186H259V185H257ZM198 187V186H197ZM197 187H193V189L194 190H196V188ZM213 187V186H212ZM212 187L210 188V190L212 189ZM219 187V186H218ZM226 187V186H225ZM228 187H229V185H228ZM232 187V186H231ZM199 188V187H198ZM202 188V187H201ZM222 188H223V186H222ZM221 188V189H222ZM250 188V187H249ZM248 188V189H249ZM261 188V187H260ZM205 189V188H204ZM219 189V188H218ZM218 189H213V190H211V191H213V192H211L210 191V193L211 194H214V195H216L217 193H215V192H217V191H215V190H218ZM246 189V188H245ZM257 189V188H256ZM189 190H191V189H189ZM189 190H188V193H189ZM198 190V189H197ZM202 191V190H201ZM207 191V190H206ZM222 191V190H221ZM234 191H236V190H234ZM249 191V190H248ZM195 192H197V191H195ZM194 192V193H195ZM204 192V191H203ZM209 192V191H208ZM224 192V191H223ZM237 192H239V191H237ZM251 192V191H250ZM253 192V191H252ZM187 193V194H188ZM193 193V194H194ZM254 193V192H253ZM260 193V192H259ZM190 194H191V191H190ZM196 194H198L199 195V193H195V196H192L190 199L189 198H187V199H189V200H192V198H194V199H196L197 198V195ZM203 194V193H202ZM211 194H206V196H209L210 197V195ZM221 194V193H220ZM239 194V193H238ZM247 194V193H246ZM55 195V194H54ZM192 195V194H191ZM214 195H212V196H214ZM242 195V194H241ZM262 195V194H261ZM190 196V195H189ZM216 196H218V195H216ZM220 196V195H219ZM240 196V195H239ZM245 196V195H244ZM249 196V195H248ZM256 196V195H255ZM258 196H260V195H258ZM264 195H262V197H263ZM51 197V196H50ZM52 197H54V196H52ZM186 197H188V196H186ZM196 197V198H195ZM209 197H207V198H209ZM225 197V196H224ZM202 198H203V196H202ZM212 198V197H211ZM261 198V197H260ZM259 198V199H260ZM51 199V198H50ZM54 199V198H53ZM198 199V198H197ZM196 199V200H197ZM204 199V198H203ZM243 199V198H242ZM245 199V198H244ZM262 199V198H261ZM186 200V199H185ZM184 200V201H185ZM189 200L188 201H186V202H189ZM195 200V201H196ZM214 200H215V198H214ZM238 200H240V198H238ZM246 200V199H245ZM252 200H253V202L252 203H254V201H258V199H254V198H252ZM251 200V201H252ZM217 201V200H216ZM219 201V200H218ZM244 201V200H243ZM51 202V201H50ZM190 202H192V201H190ZM189 202V203H190ZM201 202H203L204 203V201H201ZM200 202V204H203V203H201ZM208 202H210L211 203V201H209L208 200ZM207 202V203H208ZM215 202V201H214ZM240 202H241V200H240ZM240 202H235V203H237V205L240 203ZM245 202V201H244ZM48 203V202H47ZM189 203H187V206H188V208H187V206H184V207H186L185 209H188V210H190L191 208H193L192 206L194 205V204H196V203H194L193 202V204L191 205H188ZM217 203V202H216ZM251 203V202H250ZM257 203V202H256ZM262 203V202H261ZM243 204V203H242ZM262 204H264V202L262 203ZM183 205H184V203H183ZM203 205H205V204H203ZM239 205H241V204H239ZM246 206L248 205V203L247 204H245ZM252 205H254V204H252ZM48 207H49V205H47ZM178 206V205H177ZM179 206H181L182 207V205H179ZM195 206V205H194ZM199 206H201V205H199ZM250 206V205H249ZM255 206H260L259 204H257V205H255ZM181 207H179V209L181 210V209H184V208H181ZM216 207H217V205H216ZM235 207L237 208V206L235 205ZM243 207H244V205H243ZM250 207H253L254 208V206H250ZM211 208V207H210ZM215 208V207H214ZM213 208V211H216L215 209ZM235 208V209H236ZM245 208V207H244ZM176 210L178 209V208H175ZM184 209V210H185ZM198 209V208H197ZM196 208H194L193 210L195 211V210H197ZM201 209V213H202V209H204L203 207H201L200 208ZM234 209V211H236V212H238L237 210H235ZM241 209V208H240ZM243 209V208H242ZM47 210V209H46ZM180 211V212H177V214L180 216H182L181 218H183V217H185V215H186V213H183V212H187V211ZM204 210H206V209H204ZM245 210V209H244ZM251 210V209H250ZM258 210H260V209H258ZM192 210H190L189 212H191ZM210 211H211V209H210ZM253 211V210H252ZM257 211V210H256ZM41 213H43L42 211H40ZM45 212V211H44ZM160 212V211H159ZM189 212H187V213H189ZM196 212V211H195ZM195 212H193V215L195 214ZM232 213H233V211H231ZM242 212V211H241ZM248 212H250V211H248ZM41 213H39V214H41ZM163 213V212H162ZM243 213V212H242ZM247 213V212H246ZM253 213L254 214H258L259 213V211H258V213L257 212H254L253 211ZM44 214V213H43ZM183 214H185V215H183ZM190 214H192V213H190ZM197 214L199 215V212H197ZM234 214V213H233ZM259 214H261V213H259ZM159 215H161V214H159ZM162 215H165L164 213L162 214ZM196 215V214H195ZM197 215V216H198ZM206 215V214H205ZM204 215V216H205ZM238 215V214H237ZM248 215V214H247ZM201 216V215H200ZM203 216V215H202ZM239 216H242L241 214L239 215ZM238 216V217H239ZM246 216V215H245ZM251 216V215H250ZM250 216H248L249 218L248 219H252V218H250ZM42 217V215L40 216V218ZM46 217V216H45ZM157 217H158V215H157ZM163 217H166V216H163ZM186 217L188 218H184V219H186V220H191L190 222H188V223H193V221H195V220H193L192 221V218L194 217V216H191V215H189L188 214V216L186 215ZM192 217V218H191ZM238 217H235V218H238ZM243 217V216H242ZM254 218L256 217V219H257V216H253ZM170 218V217H169ZM191 218V219H190ZM200 218V217H199ZM246 218V217H245ZM253 218V219H254ZM262 218V217H261ZM37 219H39V218H37ZM171 219V218H170ZM194 219H197L198 221H200V219H198V218H194ZM202 219H203V217H202ZM210 219H211V212H210ZM240 219V218H239ZM248 219H246L247 220V222L248 221H250V220H248ZM42 220H43V218H42ZM157 220H158V218H157ZM166 220V219H165ZM164 220V221H165ZM231 220V219H230ZM233 220H234V218H233ZM233 220L232 221H229V222H233ZM237 220V219H236ZM161 221H162V218H161ZM169 221V220H168ZM41 222V221H40ZM44 222V221H43ZM182 225H185L183 228L184 229H182V226H181V223L179 224V226H177V225H175V226H177V227H175V228H181V230H182V232H185V230L186 229H188V228H190L191 229V225L189 224L188 226H190V227H188L187 228V226H186V224L184 223V220L182 219ZM196 223H195V226L196 225H198V228H201V226L198 224V222L197 221H195ZM213 222V221H212ZM238 222V221H237ZM242 222V221H241ZM243 222H245L244 220H243ZM255 222V223H254ZM254 222H252V223H254L255 225H256V221H254ZM258 222H261V221H259L258 220ZM262 222H264V219H263V221ZM158 223H164V224H161V225H159L158 226V229H159V234L160 235H164V233H165V231H167L168 232V230L167 229H169V228H167L165 225V222H158ZM233 223H235L236 224V222H233ZM239 223V222H238ZM250 223V222H249ZM248 223V224H249ZM34 224H35V221H34ZM34 224H33V226H34ZM42 224V223H41ZM172 224V223H171ZM170 224V225H171ZM204 224V223H203ZM202 224V225H203ZM247 224V225H248ZM253 224V225H254ZM88 225H89V223H88ZM95 225V224H94ZM192 225H194V224H192ZM227 225H229V224H227ZM233 225V224H232ZM239 225H245L246 226V224H238V226ZM250 225L251 224H249L248 225V227H250ZM173 226V225H172ZM245 226H243V228L245 227ZM39 227V226H38ZM87 227V226H86ZM89 227V226H88ZM174 227V226H173ZM193 227L194 226H192V229H193ZM213 227H215V226H213ZM235 227V226H234ZM92 228H94V226L92 225ZM171 228V227H170ZM227 228V227H226ZM241 228V227H240ZM38 229H40V228H38ZM171 229H173V228H171ZM190 229H188L187 231H190V233L191 232H194V231H196V232H194V233H196V234H191L192 236L193 235H195V236H197V238L199 237L197 234V232H198V229H197V227H195V229H193V231H191ZM230 229H231V227H230ZM86 230H89V229H87L86 228ZM90 230H92V229H90ZM90 230H89V233H90ZM94 230H96V229H94ZM93 230V231H94ZM177 230H179V229H177ZM184 230V231H183ZM201 231H202V229H200ZM214 230H217L216 228H214ZM226 230H228V229H226ZM231 230H233V229H231ZM244 230V229H243ZM246 230H248V229H246ZM259 230V229H258ZM92 231V232H93ZM230 231V230H229ZM239 231V230H238ZM251 230H249V232L248 231H245V232H248V233H251L250 232ZM256 231V230H255ZM166 232V234H169V233H167ZM170 232H176L175 231V229L173 230V231H170ZM180 233V237H181V235H182V239H186V236L187 235H185V234H188V233H186L185 232V234L184 233H182L181 231H179ZM227 232V231H226ZM231 232V231H230ZM233 233H236V230H233L232 231ZM243 232V231H242ZM244 232V233H245ZM258 232L259 231H256V233L258 234ZM163 233V234H162ZM173 233H171V235L168 237V238H166V240L167 241H169V238H171V236H174V234ZM177 233H178V231H177ZM215 233H217V232H214V234ZM228 233V232H227ZM239 233H241V232H239ZM244 233H242V236H243V234ZM247 233V234H248ZM254 233V232H253ZM260 233H261V231H260ZM259 233V234H260ZM264 233V232H263ZM173 234V235H172ZM179 234H177V238H179L178 237V235ZM22 235H24V234H22ZM223 235H225V234H223ZM159 236V235H158ZM190 236V234L188 235V237ZM191 236V238H190V240H193L194 241V239H197V238H195V236L194 237H192ZM211 236V235H210ZM215 235H213V237H214ZM227 236H229V235H227ZM227 236H225V237H227ZM235 236H237L238 237V235H235ZM234 236V238H232L231 237V239L232 240H234L236 237ZM242 236L240 235V237H238V238H242ZM245 236H247L246 234H245ZM23 237H28V236H23ZM223 238H225L224 236H222ZM21 238V237H20ZM160 238H163V240L162 241H160ZM160 238H158V240H159V242L158 243H165L164 244V246L169 250V246H171V245H168L169 243H171V244H173L172 245V247H176L175 249H178L177 247H181V244H182V246H183V248L184 247H186L188 244V246L187 247H195V246H197V247H200V243H199V246L198 245H190V244H192V243H188V241H187V243H185V244H183L184 242H185V240H182V241H184L183 243H180L179 241H178V239L177 238H175V239H177V240H172V239H170V242L169 243H167V242H165V239H164V237H160ZM173 238V237H172ZM193 238V239H192ZM209 238V237H208ZM198 239H200V238H198ZM226 239V238H225ZM227 239L229 240V241H231L228 237H227ZM227 239H226V242H227ZM171 240H172V242H171ZM243 240V239H242ZM25 241H26V239H25ZM181 241V240H180ZM196 241H200V240H196ZM210 241H211V239H210ZM223 241V240H222ZM241 241V240H240ZM21 242V241H20ZM24 242V241H23ZM175 242H178V243H180V245L179 246H177L176 244L177 243H175ZM236 242H238V240L237 241H235V243ZM242 242V241H241ZM240 242V243H241ZM22 243V242H21ZM158 244L159 245V247L161 248L162 246V244ZM234 243V244H235ZM198 244V243H197ZM210 244H211V242H210ZM227 244V243H226ZM229 244V243H228ZM234 244H232V243H230V245H234ZM242 244V243H241ZM240 244V245H241ZM186 245V246H185ZM213 246V245H212ZM223 246L225 247V244H223ZM237 246V245H236ZM235 246V247H236ZM242 246V245H241ZM158 249H159V247L158 246H156ZM197 247H196V249H197ZM230 247V246H229ZM232 247H234V246H232ZM183 248H180V250L181 251H185V250H183ZM238 248H240V247H238ZM79 249H81V248H79ZM157 249V250H158ZM163 249V248H162ZM173 249V248H172ZM172 249H171V252H172ZM174 249V250H175ZM211 249V248H210ZM224 249L225 248H223V250H221V251H224ZM227 249V248H226ZM229 249H231V248H229ZM157 250H155V251H157ZM188 250V249H187ZM189 250H192V251H195V253H191V252H188V253H184L183 254V256H184V260L183 261H180V262H182L181 264H183V262H185V261H187V259H190L191 258V256H190V258H187L188 256L186 255V254H189V255H196L197 254V252H198V250L199 249H197V251L194 249L193 250V248H189ZM188 250V251H189ZM76 251V250H75ZM166 251V252H165ZM165 251L164 250H162L161 251V249H160V251L158 250V252L160 253V252H163V253H161V254H159V253H156L155 252V258H156V261L157 260H159V259H157V258H159V256L162 258V256L164 257V258H162V260H167V262L165 261V262H163L164 264L166 263H172L171 261L173 260L172 258H171V261H168V259L170 258V257H168L169 255H168V252H167V250L165 249ZM176 252H178V250H175ZM236 251V250H235ZM77 252V251H76ZM81 252V251H80ZM171 252H169V253H171ZM183 252H181V253H183ZM224 252H227V251H224ZM231 252H233V251H231ZM180 252H178V254H181ZM191 253V254H190ZM77 254V253H76ZM157 254H159V256L157 255ZM164 254H166V255H164ZM178 254H175L174 255V253L172 254L173 255V257H176V256H178V258H180V259H183L180 255H178ZM221 254V253H220ZM226 254V253H225ZM224 254V256L225 257H227L226 255ZM230 254V253H229ZM162 255V256H161ZM168 255V256H167ZM186 255V256H185ZM158 256V257H157ZM168 258H167V257ZM193 256V258H192V260H188L186 263H184V264H189V261H194V259H195V257ZM221 256V255H220ZM220 256H219V260H220ZM78 257V256H77ZM229 257V256H228ZM227 257V258H228ZM178 258H176V259H178ZM185 258H187V259H185ZM227 258H225L227 261H229ZM96 259V258H95ZM175 259V262L176 261H178V260H176ZM224 259V260H225ZM253 259V258H252ZM170 260V259H169ZM174 262V263H175ZM180 262H178V263H175V264H179ZM221 262H223V261H221ZM220 261H218V263H221ZM209 263H211V261H209ZM154 264H159V261H158V263L157 262H155ZM161 264V263H160Z\"/></svg>",
	"mask_w": 264,
	"mask_h": 264
},
{
	"label": "water",
	"instance_id": "water-1",
	"mask_svg": "<svg viewBox=\"0 0 264 264\" xmlns=\"http://www.w3.org/2000/svg\"><path fill=\"white\" fill-rule=\"evenodd\" d=\"M107 1L108 0H70L67 12H65L63 16L64 20L61 24L57 28L44 30L41 34H39L44 37L45 42L40 73V78L42 80L40 86V99L44 103L42 117L46 131L48 132L50 138L55 143L62 144L67 148H72L80 143H88L91 140L97 139L99 136H105L114 128L116 121L120 116V105L126 91L125 85L123 87V84L120 83L121 95L116 97L115 102L112 105L111 103L101 105L99 102H93L92 98L89 101L85 99L81 102L79 95H86L85 92L81 93L77 87L73 89L71 81L66 79V77L70 78L71 76L75 79H77V77H82L81 74L76 72L78 70L86 71L91 67V62H89L86 58L83 60V58L77 54H70V46H68V42L78 40L80 31L87 26V24L91 21L92 15ZM125 2L128 9V17L125 20L127 23H125V26H130L132 28V36L138 41L140 40L148 43L144 44L149 46L147 52H149V54L150 52H153V54L155 53V59H158L159 57L161 59L162 53H164L166 57L171 56L172 58L174 55H180L182 60L180 62L181 69H179V72L181 73L183 68L185 70L181 76H178V79L174 81V83L168 84L163 81H159V84H147L144 82L136 83L134 81L136 79L135 77L134 79H126L133 82L129 89L135 93L138 98L136 114L137 116H141L147 113L149 106L154 102V96L152 95L154 92H160L159 96L162 99L173 98L175 96L177 90L181 86L183 76L188 71L187 64L190 48L194 51L195 47L191 43L189 45L187 43V46L182 39L181 45H184V49L174 52L173 44V46L169 48L170 50H168V52H162L164 51V46L166 47L167 43L170 42L168 38L166 39L165 35L171 29V26L173 25L172 21L175 17L168 16L166 18H161L159 16L160 8L158 9L160 6H157L159 4H155V6L150 9L147 6L148 4L143 0H125ZM187 2L188 1H186V3ZM165 3H167V1ZM234 6L235 5L232 3H227L226 7L220 11L218 15L214 16L213 22L214 20L216 21L221 19L225 12ZM183 13L187 17L190 11L186 9ZM149 15L154 18L153 21L148 23L147 17H149ZM40 22L42 23V19L38 22V27L40 26ZM239 24L240 23L238 21L236 24L237 28H239ZM84 25L85 27L83 28ZM246 27L248 30L247 32L250 33L254 28L253 21H250L249 23L247 22ZM148 32L152 35L151 37H149ZM161 33H163L164 37ZM218 34L219 31H216L215 33L211 32L210 37L202 47L205 55L203 65L201 67L195 66L187 72V92L185 91L184 99H188L192 95V91L195 89H207L215 85L218 81H220V76H222L223 72L225 75H230L264 59L252 61L250 65L245 68L236 67L237 69H235V71H225L226 66L224 64H220V61L225 57H229L230 60L228 58L227 61L229 60L230 62L233 61V59H236V48L231 47L232 49L230 50H219L215 53L208 51L210 47L209 44H211L214 37ZM213 42H216V40ZM79 48L80 47H76L75 50ZM205 48L208 49L205 50ZM136 49L137 47L132 45L125 54L111 56L115 59H112L110 63L115 65L117 63L119 68H131L134 63L139 61V59L137 60L135 57ZM159 49H161L160 55ZM74 60L77 62V65L75 64V66L71 64L75 63ZM127 60H129V62ZM141 61H144V59ZM167 61L164 62L161 60V69L168 66L166 65ZM156 62L157 61L155 60V63ZM123 63L128 65H124ZM219 66L221 67V70H219V73L221 74L217 76L218 70L216 71V68ZM192 69L193 71L190 73ZM121 71L127 72L124 69ZM49 74L51 77H49ZM125 74L128 73H124L123 75ZM61 78H64V80ZM80 86L82 87V85ZM53 88L54 90H57V95L53 94ZM145 108L147 109L146 111L144 110ZM232 209V204L225 205L220 203L217 205L213 217L214 226H219L227 217L231 216ZM262 239V243L260 242L262 247L253 257V260L255 261L254 264H264V236H262Z\"/></svg>",
	"mask_w": 264,
	"mask_h": 264
}]
</instances>
